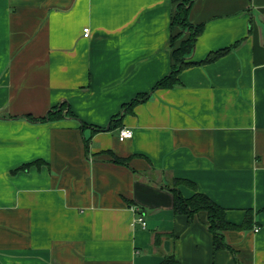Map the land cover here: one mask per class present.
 Wrapping results in <instances>:
<instances>
[{
  "label": "crops",
  "instance_id": "crops-1",
  "mask_svg": "<svg viewBox=\"0 0 264 264\" xmlns=\"http://www.w3.org/2000/svg\"><path fill=\"white\" fill-rule=\"evenodd\" d=\"M173 1L0 0V264H264V0H194L189 60L231 52L109 129L170 72ZM61 104L72 117L26 119ZM172 179L251 227L214 252L205 213H174Z\"/></svg>",
  "mask_w": 264,
  "mask_h": 264
},
{
  "label": "trees",
  "instance_id": "trees-1",
  "mask_svg": "<svg viewBox=\"0 0 264 264\" xmlns=\"http://www.w3.org/2000/svg\"><path fill=\"white\" fill-rule=\"evenodd\" d=\"M194 0H174V12L170 20V39H169V50L171 67L170 72L166 77L158 81L150 92L146 94L138 95L135 99L123 105L121 112L113 117L110 121L109 129L120 128L122 119L125 115L130 114L135 106L146 102L150 96L157 90H167L180 86L178 75L191 67L201 66L215 62L221 57L231 52V48H226L214 53H210L201 62H192L189 60L190 55L195 46L197 37L202 31V26H194L188 20L190 8ZM234 47V46H233ZM66 110V105L61 104L59 107L50 111L47 118L36 120L30 116H26V119L30 122H46L56 121L63 117V112ZM65 115L72 117L70 110L67 109ZM102 131L96 129L95 132ZM115 163L126 164L125 160L114 159ZM40 166V162H33L25 164L13 171L17 173L20 171H27L31 167ZM185 185L192 188L196 192V187L188 182L179 179H172L170 183L164 185V189L168 190L173 195V211L175 214L186 216L191 219L197 213H205L207 228L212 236V247L213 251L226 249L227 246L224 244L223 232L225 231H238L246 230L251 227L252 214L247 212L243 223L240 226H234L227 223L225 219V211L215 205L205 195L195 193L191 198L184 199L179 193V186ZM161 264H177L172 257H166Z\"/></svg>",
  "mask_w": 264,
  "mask_h": 264
},
{
  "label": "built area",
  "instance_id": "built-area-1",
  "mask_svg": "<svg viewBox=\"0 0 264 264\" xmlns=\"http://www.w3.org/2000/svg\"><path fill=\"white\" fill-rule=\"evenodd\" d=\"M83 34H84V37L87 38L88 35H89V29L88 28H85L83 30ZM131 137H132L131 131L126 130V129H122V130L119 131V140L120 141H124V140L130 139ZM137 221L139 223H141L142 226L145 225V223L143 222V219L141 217H138ZM254 231L257 232L258 231V228L254 229Z\"/></svg>",
  "mask_w": 264,
  "mask_h": 264
}]
</instances>
